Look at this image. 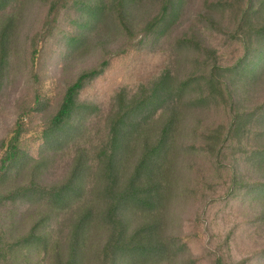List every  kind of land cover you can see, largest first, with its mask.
<instances>
[{
    "label": "trees",
    "instance_id": "trees-1",
    "mask_svg": "<svg viewBox=\"0 0 264 264\" xmlns=\"http://www.w3.org/2000/svg\"><path fill=\"white\" fill-rule=\"evenodd\" d=\"M143 1L45 0L43 45L57 35L55 40L66 53L77 52L109 18L126 40L64 89L42 131L48 143L60 142L62 133L68 138L82 133L86 116L103 122L98 138L87 139L80 148L67 180L53 186H38L33 180L0 191V211L6 201L35 191L62 211L79 208L67 253L56 251L55 264H81L87 257V235L94 227L106 231L94 250L97 264H174L175 256L187 250L182 238L167 236L166 229L168 213L176 207L171 204L183 197L175 168L180 155L177 138L184 114L190 111L222 114L220 121L206 128L199 120L190 131L192 154L204 157L212 172L210 181L199 188L200 199L206 201L202 212H196V222L206 228L214 263L231 264L237 242L246 245L264 238V101L250 102V92L264 79V0H204L200 20L221 43H204L192 34L175 39L195 53L194 59L181 62L188 63L190 70L180 74L182 65L174 62V52L159 43L182 19L190 0H149L155 10L138 23L132 14ZM18 2L0 0V12ZM13 25V14H7L0 26V89L10 63ZM67 25L76 33H66ZM38 56L33 47L32 59ZM105 78L107 83L95 88ZM35 99L37 103L38 96ZM32 110L33 106L18 116L0 141V183L25 163L23 119ZM136 150L135 161L128 166ZM93 174L99 187L91 199L87 181ZM131 216L137 221L132 228ZM42 220L19 238H8L0 220V264H19L23 246L39 241L43 261L49 238L40 230ZM257 260L258 264L264 260V242L234 264Z\"/></svg>",
    "mask_w": 264,
    "mask_h": 264
},
{
    "label": "rangeland",
    "instance_id": "rangeland-1",
    "mask_svg": "<svg viewBox=\"0 0 264 264\" xmlns=\"http://www.w3.org/2000/svg\"><path fill=\"white\" fill-rule=\"evenodd\" d=\"M143 2L146 3L138 5L132 14L133 21L138 23L144 21L155 10V3L149 0ZM203 2L204 0H190L182 19L173 27L168 38L159 43L162 48L169 49L170 53L174 52L172 54L175 63L181 64V62L195 58V53L192 50L180 47L175 42V39L178 40L183 34H192L201 42L208 44L221 43L214 37L215 35L208 31V28H205V22L200 20L198 12L202 11ZM46 10L45 0H19L6 13L0 12V26L7 14H13L14 22L8 47L10 63L5 81L0 89V141L11 131L17 117L23 116L25 111L33 106V110L23 119L25 163L2 180L0 183L1 192L28 185L33 180L38 186L59 185L67 180L75 159L80 154V148H83L87 139L98 138L103 122H99L100 119L95 122L89 121L86 116L81 123L83 125L82 133L68 138L61 132L60 142L48 143L43 138L42 131L57 110L64 89L82 71L98 64L106 52L116 51L126 42L124 34H121L114 25V21L109 18L105 20L101 32L81 46L77 52L70 50L66 53L65 47L60 46L61 42L58 43L55 40L57 35L53 40H49L43 45L40 39L42 33L40 30ZM214 17L218 18V15L214 14ZM64 29L66 33H76L72 26L67 25ZM35 41H37V45L34 44ZM33 47H37L40 52V56L36 59L31 57ZM188 67V63H184L178 73H183V71L187 73L190 70ZM114 72H110L109 76ZM107 79L98 81L95 88L106 84ZM250 95V102L261 103L264 101V79L254 87ZM84 101H90V99L85 97ZM221 115L219 110H210V113L206 115L194 111L186 112L179 129L177 146L180 155L175 168L181 178L183 197L178 202L171 204L176 207L168 213L169 224L166 231L167 236L174 239L182 238L187 245V250L181 251L175 256L174 264H215L212 254L213 247L206 228L200 222L198 224L196 222L198 219L196 212H202L206 201L200 199L199 188L205 184L204 182L210 181L212 172L208 169L209 166L204 157L192 154L190 144L193 143L194 135L190 131L197 128L199 120H201L203 128H206L209 124L212 125L220 121ZM89 132L91 134L86 138L85 135ZM137 151L128 160V166L134 163ZM248 177L252 179L254 175L249 174ZM98 179L95 174L87 181L88 189L91 187V199H94L96 189L99 187L96 184ZM85 180L86 178L82 179V181ZM59 208V205L49 202L38 191L5 202L0 211V220L1 227L8 238H19L26 235L33 224L41 218L44 220L41 221L42 229L40 230H43L49 238L43 261H40L41 242L39 241L23 246L21 258L18 260L19 264H55L54 254L56 251L65 256L68 250L71 225L76 217L75 211L78 207L63 211ZM130 219L132 228L137 221L133 216ZM87 236L89 238V240L87 238V257L81 260V264H97L94 250L101 246L106 237V231L103 228L94 227ZM255 239L256 241H251L246 245L237 242L236 248L234 251L232 250L230 263L234 264L239 258L250 254L252 249L257 250V247L263 245L264 238ZM259 261H253V264H258ZM263 261L261 264H264Z\"/></svg>",
    "mask_w": 264,
    "mask_h": 264
}]
</instances>
